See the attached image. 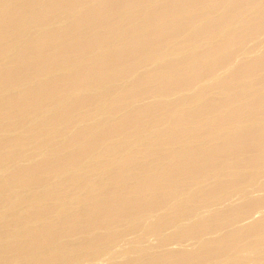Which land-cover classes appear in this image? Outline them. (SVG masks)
<instances>
[{
  "label": "rangeland",
  "instance_id": "1",
  "mask_svg": "<svg viewBox=\"0 0 264 264\" xmlns=\"http://www.w3.org/2000/svg\"><path fill=\"white\" fill-rule=\"evenodd\" d=\"M30 1L34 2L33 5H25V2L23 3L20 2L19 3L20 6L17 5L16 7H12L11 9L10 7L9 8L6 7L5 5L2 7L3 10H1L0 12V23H1L0 35L1 33L2 35H4L3 36L4 41L6 42L10 41V43L13 42L14 44V47L12 48L11 51L13 54L10 52L9 54L3 55L2 58H1L2 53L0 54V77L1 79L4 80L3 81L0 79V86L2 87L3 85L10 82V80H12L13 77H19V79H22L23 81V79L30 80L31 78H34V76L35 77L41 76V71L42 74L47 73L49 67L54 66L52 64V61L55 65L57 64L59 65L66 62L67 63L71 62L73 60V62H76L73 64L74 66L73 69L76 68L78 70L75 69L73 71L74 74L70 76L65 75V77L64 75L60 77L59 72L57 74V77L56 76L50 77L48 75L43 78L46 79V81L41 79L44 81L42 83L43 85L42 87L39 86L37 89L33 91L24 90L25 92L21 91L18 92L19 94L16 93L14 94V96L12 95L13 96L12 100L17 101L16 102L17 105L10 106L7 110V113L9 114L4 115L5 117H2L3 119L0 118L1 119L0 144L3 145L2 146L3 157H0V161L4 159L7 160L10 158H14L16 155H18L19 157L9 162L10 165L8 163H7L8 166L5 164L6 166L5 169L3 168V171L2 169H0V184H1L0 191L2 189L5 190L3 191L2 194H0L2 196V197L0 196L1 197L0 210L2 208L1 213H3L2 211L4 209H5L4 211H10V212L11 211L13 212L14 210L15 211L18 210L17 208L20 205L19 202H21L19 196L23 197L24 195H26L25 192L28 188L25 190V192L23 189H21V191L15 190V192H13V189H15L14 184H18L22 182L21 181L22 177H20L18 173L17 176L12 175L13 178H10L11 176L8 175L9 179L7 180L3 179L4 177L6 178V175L9 174L10 172L11 173H14V171L18 172L19 167L22 166L26 167L31 164H38L42 161H44L43 162L44 165H47L48 160L56 161L55 164H58L60 158L58 160V157L55 158V156L59 154H61L62 162L65 161V164H70L68 162L71 161L73 162V160L74 161L80 160L85 155L84 154L85 150L88 149L89 147L92 148V145L89 146V144H91L93 141H94L93 142L94 147H96L95 145L97 144L98 141L99 144H97V146L98 145L100 146L101 140L104 136H105L104 137L105 140L103 138L102 142L105 141V144H107L106 142H108L109 147L110 144H112L111 142L116 141L118 143L117 147L119 148L121 146V148L120 150L117 149L120 152L119 156H118V151L116 155H113L112 158L114 162H112V164L111 162L108 163L107 161L106 163H104L105 168L103 167L102 169H104L105 171L102 170L103 173L96 172L93 174V172L88 173L87 171L86 173L88 174L81 173L80 176L77 175L80 177V179L79 177L76 176L77 177L76 179L79 180L78 182L79 186H76L78 191L76 190L74 191L73 186H71L72 187L71 190H70L71 187L69 188V191L70 193H72L73 190L74 191L73 196L75 195L74 197L76 198V200L77 199L78 200L77 201L75 200L77 204L74 203L76 204L74 205L76 207H73L71 205L70 209H68L69 211L65 216L66 220L60 219L61 221H59L52 219L53 223H51V225L53 224V226L51 227V225H49V227H47L48 226L47 224L44 227V229H46L47 232L46 231H43L44 233L42 231L36 232L35 234H32L34 237H32V235H29L31 239H29L28 236L24 238L25 241L19 243H12V244L6 243L0 249V264H264V142H263V146L259 150L256 149L257 151L247 150V148L245 147L246 144L243 146L244 148L242 147L243 149L240 148L239 146V149L237 148V150H235L233 154L231 153L232 155H228L226 152L222 153L221 151V148L223 147V142L226 143L228 140L226 139L224 141L222 136L223 134H226L225 131L228 130L229 132V130L235 127L233 125L236 124L238 125L236 127H240V129L248 130V132H250L251 131L250 129L254 125L263 123L262 118L260 117V114L257 112V110L251 109L248 106L250 103L248 101L251 100L253 98L252 96H254V94L257 93H260V95L264 96V66H263L264 64L260 68L257 67V70L255 68L254 71H252L251 68L247 69L248 66L246 65H249V62L252 63L251 61L253 60L256 61V59L258 60L260 57L262 58V56H264V0H192L193 1V3L191 2L192 4L186 3L185 6H183V8L182 6L179 7L177 6V9H176V3L177 4L182 3V0H166L167 4L165 0H160V1L152 0V2L153 1L155 2V5L152 6L149 5V7L147 2H151V0H147V1L145 0H103V1L97 0L96 1L95 0L96 3L90 7L88 4L84 2V0H81L80 2L79 0H49V1L30 0ZM0 2L8 3L11 5L13 3V0H0ZM144 2L147 4L146 8H145L146 4ZM83 4L87 7L86 8L80 7ZM103 4L106 5V7L105 8L102 7V10L98 11L99 14L90 17ZM31 6H34L36 8L34 12L32 11L33 13L30 14L31 15L30 17V15L25 14L27 12V10L25 9L30 8ZM169 6L171 7L169 8ZM121 7H123V10H121L122 9ZM23 8L24 10H22ZM94 9L95 11L91 13L92 10ZM143 9H144V13L142 12ZM168 9H170L169 10L170 12L168 11ZM36 11L39 12L37 13ZM54 12L56 13L54 14ZM190 12H192L191 16H190ZM13 13L14 15H12ZM4 14L7 16L6 18ZM57 15L58 18H56V20H52L53 24L50 23L49 25H47L48 20H50V18L52 19L54 17H57ZM22 16L23 17L26 16L25 17L26 21L22 19ZM189 16L190 18H188ZM31 20L32 23L30 22ZM204 21L207 22V24ZM208 21H210V23H208ZM59 22L61 24L58 25ZM131 22H134L132 23L133 25L132 28L130 26ZM22 23L26 24L28 27H24L25 25H22ZM45 23L47 24L45 25ZM204 23L206 27H204V31H202L201 28H203L202 25ZM41 25L45 27H42ZM213 25H216L217 27L215 31L209 29L210 26L215 28V26ZM3 26L4 28L8 27L9 30L7 31V28L6 30H4ZM39 26L41 27L39 28ZM26 28L27 29L29 28L28 33L25 37L26 39L24 38L22 39L19 30L21 29L25 30ZM41 28L43 30L44 28H46L47 32L45 31L44 33ZM48 29L50 31H48ZM200 29L202 32L199 31ZM212 31L215 32L213 36L211 35L213 33ZM42 32L45 35L42 34ZM199 32L201 33V35ZM40 33L42 34L43 37L41 36ZM63 33H65V35ZM122 33L126 35L120 36L123 35ZM51 35L54 37H52ZM63 35L64 37H62ZM27 37L29 41H26ZM57 37L58 40L60 39L59 42L56 39ZM65 37H68L69 40ZM5 38H7L8 40ZM117 40H119L121 45H119L120 44L119 42H115ZM27 42L28 43L31 42L27 47L28 51L25 46ZM112 42L113 44H111ZM20 44L21 47H19ZM103 44L104 47L108 46L109 44L108 46L109 48L112 46L119 45V49H120V53L118 57L117 58L115 57L116 62H114L113 64L111 63V65H109L110 68L108 64L109 62H113L112 59H114L115 55L113 57H111L113 54L110 56L111 60L107 58V60L109 61L108 62L106 60L108 62L106 67L107 69L105 68L106 63L104 64L105 60L103 61V55L101 54L102 57L100 56V53L104 54L105 53L104 51L106 50L104 49L102 51L99 50V48H101ZM110 44L112 46H110ZM54 46L56 47V49L54 48ZM125 47L126 49L124 50L123 48ZM66 48L68 49V52ZM17 49L20 50L17 51ZM30 49L31 50L35 49V51L37 52L32 51L31 53ZM24 51L26 54L24 53ZM193 51L196 54H199V55H195L198 56L197 58L198 60L195 57L193 58L194 56V54H192L194 53ZM211 51L212 52L218 51V53L215 52L214 55L215 57L222 56L223 58L224 54L228 55L227 57L228 59L226 57L224 58V61L226 59L227 61L223 62L222 60V63H220L219 66H216V68L211 69L210 66H212L213 63L212 60L214 59L212 58L213 54H211ZM59 53H62V55L63 54L65 55L67 53L68 55L66 54V56H68V58H66V56L61 57L60 56L61 54ZM52 54H55L56 56ZM85 54L88 55L90 59V63L92 65L89 63L88 61L89 59H86L88 57ZM191 55H193L192 58H189ZM53 57L55 58L58 57V58L55 59ZM9 58L11 60L9 62L11 63L8 62ZM48 58L49 60H47ZM27 59L30 61H28ZM63 59H65V61ZM190 59H192L191 61H194V59H196L198 62H195L196 61L195 60L194 63L196 65L198 64L199 65L196 68H194L195 69L193 70L194 72L192 71V73L188 75V71H189L188 66L193 63L190 61ZM82 60H84L85 63L84 62L81 63ZM189 61L191 62V64H188L190 63ZM27 62L30 64H28ZM12 63L13 65H11ZM184 65L186 66V68ZM196 65H194V67ZM4 66H6L7 68ZM180 66L181 68H179ZM11 67L12 69H10ZM172 67L174 68V70L172 69ZM204 67L207 68V71L205 73L204 71L206 69ZM108 68L112 71V73H110L111 71ZM14 70L16 72H14ZM45 70L47 72H45ZM85 70L87 71L85 72ZM106 70L107 71L109 70L108 77H110V74L112 77L111 79L107 80V83L104 82L105 79L102 77L107 75L106 73L108 72ZM178 70L180 72H178ZM211 70L214 72H210ZM114 71L115 73H113ZM236 71H239V73H237ZM17 72H18V76L16 75ZM120 72L121 74L123 73L125 74L118 78L119 76L118 74ZM11 73H15L14 76H11L12 75ZM27 73L28 75L25 76V74ZM209 73H211L212 75ZM173 74L176 76H174ZM191 75L194 76L193 77L194 79L192 78ZM171 76L175 77L176 80ZM178 76L180 80H182L181 82L179 81V78H177ZM49 77L51 80L49 79ZM52 78L53 79L55 78L54 81ZM61 78H65V79L60 80ZM102 79H104V81H102ZM168 79L169 82L171 81V79H174L175 81L173 80L172 82L175 83V86L179 84L178 85L179 87L178 86L176 88L173 87L172 86L173 84L171 82L172 85L171 84L169 85L171 87V88L169 87L171 91L167 92L169 90ZM68 80L70 83L68 82ZM98 81L99 82L101 81L99 85L97 84ZM176 81H179L180 83L179 82L176 83ZM235 81H237V83ZM63 82L67 85H65ZM78 83L80 85H78ZM91 83L95 85V88L97 87L96 91L95 89L90 90V92L94 91L93 93L87 91L84 94V97L82 94L79 93H78L79 97L77 94L71 96L70 97L71 99L73 97L74 98L72 100L69 99L68 101L65 102L67 103L65 104L66 107L64 106V102L61 103V106L65 108L64 111L67 113L61 111L62 107L60 106V101L58 100L55 101L54 103L58 106L57 107L54 104L56 106V107L54 106L55 109L58 110V112L60 111L61 112L58 113L56 111L57 114L55 113L52 116L53 118L48 117V114L47 112L44 111V109H46L45 107H48V104H50L49 101L51 99L55 100L56 98L60 97V95L63 92L65 93L66 90L75 91L80 87L86 85H87L86 87L89 88V86H93L90 85ZM181 83L184 85L183 88H181L183 86ZM246 83L248 84V86ZM36 84L38 85V83ZM45 84L47 85V87ZM65 86L66 87L68 86L69 88L68 87L66 88ZM236 87L239 88L237 89ZM104 88L109 90L107 91L108 93L106 92L107 96L105 103L107 104V106L103 105L102 107L99 104L98 106L95 102L89 104L90 99L94 98L95 94H99L100 92H103ZM175 89L176 91H174ZM17 95L23 97L26 96L25 98V100H27L26 103L24 98ZM27 96H29V98ZM20 99L22 100L19 101ZM18 102L20 103L19 105ZM40 102L41 104H39ZM212 102L215 103L212 104ZM76 103L79 106L75 107V105H77ZM38 104L40 105V107ZM216 104L218 105L216 106ZM67 105L69 106V108L70 105L72 106L69 109ZM240 105L242 109L240 108ZM1 107L2 105H0V109ZM33 107L37 109H34ZM59 107L61 108L59 109ZM67 109L68 111L71 110L70 114L67 111ZM237 109L238 110L240 109V111H238V117H237L238 119L234 117L233 120V117H230V115L233 113V111ZM28 111L31 112L35 111V115H30V116L28 115L27 117H24L25 120H23V118L22 120L16 119L19 122L13 123L15 124V126L12 129H10L12 132L7 128H5V126L7 127L8 125L7 123L11 124V122L14 121L15 118L19 117V115L22 116L25 115ZM171 112L173 113L172 116H174L175 122L177 117L180 116L181 118H185L187 116L190 117V118L187 117V119L190 122L185 118L183 121L184 124L182 123L183 125L182 124L180 125L181 129L179 134L176 132L177 124L175 125L174 124L175 122L172 119L169 120ZM194 112H197L198 114L192 116ZM64 114H65L64 118L66 121L63 118ZM67 114H69V116ZM167 114H169V116ZM211 116L214 118H218L217 121L222 122V123L218 122L219 124H216L217 121L215 122V127L217 128L216 135L218 134L219 135L217 136L218 138H216V140L214 141L209 137L210 134H208V129H209L208 126H210V124H208L209 123L208 121H211L210 120L212 118ZM223 116H225L224 117L225 119L223 118ZM11 118L14 120H9ZM44 118H47L44 125L47 126L46 127L43 126L44 128L40 127L37 132L36 131L38 127L37 125L39 124L40 120H43ZM191 118H193V120H190ZM6 119H8V122L4 123L3 121ZM52 119L54 120L51 121ZM161 120L163 124L161 123ZM191 121L192 123L196 122L195 126L194 124H191ZM247 122L249 123L247 124ZM185 123H187V125ZM223 123L227 126L224 127ZM59 124L62 127H60ZM145 125L146 127H144ZM53 126L55 127L53 128L52 132L48 133V130ZM219 126H223V127L218 128ZM147 127L150 130H148ZM185 127L189 128L190 130L192 129L190 131V134L188 133L184 135V131L182 129H184ZM42 128L44 130H42ZM153 128L155 130H153ZM221 128H223L224 131H221L222 130ZM142 129H144V131H142ZM83 130L85 131L87 130V133L84 132V134L85 137L88 139V140L85 139L84 142L82 139L83 135L80 134L81 131ZM131 130L134 131L135 133H133ZM136 131L138 133H136ZM217 131L220 133H218ZM31 133H33L34 135H32ZM52 133H56V134H52ZM78 133L79 135L78 137H76ZM197 133H199L200 135L198 136ZM30 134L32 137L30 136ZM134 134H136V136ZM164 134L166 135L164 136ZM174 134H176L177 136ZM21 135L26 136L25 137L26 139L29 138L27 139L29 142H27L23 147L21 146L22 147L21 149L20 148L16 149V147H11V148L8 147L10 149L9 150L4 148V146L6 147V145L9 143L10 140L21 137ZM170 135L173 138H170L171 137ZM186 135H188V137ZM74 136L76 137V139L74 138ZM182 136H184L185 138ZM192 136L194 137L196 136V137L194 138ZM219 136H221L220 140H219ZM38 137L41 138L38 140ZM177 137L179 139L177 140L178 145L175 149L176 151L174 150L176 154L171 156L170 151H168V149H164L163 147L164 145L166 146L167 144H169L168 141L171 139L172 140L170 143H174V140L176 141ZM190 137H192V139ZM198 137H200V139H198ZM68 138L69 139L74 138L73 140H70L69 144H71V146L69 148H67L66 146H62L63 142ZM33 139H36V142ZM141 139L144 142L140 141ZM196 139L198 140L196 141ZM90 140L92 142H90ZM107 140H111V141H107ZM38 141L39 143H42L41 144L42 146L39 147L40 144L39 145L37 144ZM133 142L134 143L137 142L136 144L139 146H137ZM152 142L153 144H151ZM196 142H198L199 145ZM200 142L203 144H200ZM30 143H33V145ZM35 143L37 145H35ZM29 145H31L33 148ZM141 145L145 147L142 148ZM35 146L40 148L38 149L39 152L37 151ZM155 146H156V150L154 148ZM212 146L214 150V155L211 157V164L209 165V167L207 165L206 166L200 165V169H197V174H192L194 173V170L192 169L193 165L194 164L196 165V162H194V160H198L199 151H201V149L199 148L202 149L204 148L203 150H207V149L210 150ZM135 147H137V149ZM159 147H161L162 150ZM194 148L196 149L194 150ZM89 149L86 150V153L87 151H89ZM189 150L190 151L193 150L194 151L193 153L196 152L195 157L193 156L194 154L192 153V151L191 153H189L190 152ZM219 150L221 153H219ZM121 151L123 152L122 154ZM52 152L55 153L52 154ZM56 152H58V154ZM62 152L64 155L62 154ZM156 152H158L159 154ZM175 155L178 159L181 158L180 156L183 155V158H185L184 162H186V164L187 163L189 164L188 166H185L184 171L186 168H188L189 170L187 169L185 172H183L182 175L177 176L176 178L175 177L172 178L173 176V171H172V175L170 174L168 178L164 179L163 178L164 175L161 169L163 170V168H165V166L167 165L168 166L172 164L174 165L175 162L177 164L178 160L175 157ZM45 156L47 157L50 156L48 157L50 159H48ZM53 156L55 159L52 158ZM63 156H65L64 157L65 159L63 158ZM123 157H125V159ZM257 158H260L259 159L260 162H257L258 164L255 163L256 162L255 160H257ZM86 159L87 158L83 159V161L85 160L86 162H83L82 170L84 169V167H87V165L89 164V161H87ZM192 160L194 163L192 162ZM107 163L111 164L109 166L110 168L107 167L108 166ZM204 164H205V160H204ZM90 165L92 164H89L88 168L91 167ZM41 168L42 166L39 167V170L36 169L37 171L35 172L37 174L34 173L35 174L34 178L32 176L31 177L28 176L30 177L27 179L29 180L28 183L30 182L29 184L32 185L37 184L38 183L37 179H39L40 177L41 179H44L46 181L48 180V178H46L48 177V173H46L48 171V169L46 168L48 167H46L45 169L43 168L41 169ZM43 170H45L44 174H42ZM142 170L144 172H142ZM41 174L44 177H42ZM99 174H103L102 177H100ZM81 177L83 178V180L81 179ZM162 178L166 182L165 186L162 183L163 182ZM23 179L24 178H22V180ZM152 179L154 181H152ZM171 179L173 182L171 181ZM27 180L24 179L23 181L27 182ZM32 180L33 182L36 181L35 184L32 182ZM7 181L8 183L6 184ZM95 182L96 185L98 184L100 186V188L98 185L97 186L94 185ZM3 183H5L6 185ZM84 183L89 184L88 188H91L90 190L88 189L87 191L88 194L85 193L84 191H79L80 189H78L81 188V185ZM103 183H105L106 185H104ZM9 184H11V187ZM46 184H47L46 186H48V183ZM76 187H74V189H76ZM161 188L163 191L161 190ZM94 191L97 193H95ZM15 193L16 194L20 193V194L19 195L17 194L16 196ZM83 194L85 197L83 196ZM93 194L94 195L97 194L95 198H93ZM79 197L81 199H79ZM7 199L9 200L7 201ZM4 200H6L7 202ZM4 202L6 204H4ZM46 202H48V200ZM13 208L14 210H12ZM71 209L72 212L73 211L75 212V213L73 212L74 215L72 214ZM106 210H108V212ZM116 210H118V212ZM45 211L46 212H44V214L48 215L47 210ZM36 212L37 211L34 212V215H36ZM40 213L38 210L37 217L43 216V212L40 211ZM114 214H116L115 215L116 217H114ZM174 215L175 218L173 217ZM71 217H73V219H71ZM179 217L183 219H179ZM129 219H131L132 221ZM173 219H175L174 220L175 222H173ZM56 221L59 222L58 225L57 223H54ZM170 221H172L173 223ZM182 221L184 222V224ZM86 222L89 223L86 224ZM88 226L89 228H87ZM55 229L57 230L55 231ZM40 232H42L41 234L44 235L42 236ZM67 232H69L70 235ZM66 234H68L69 237ZM36 237H38V239H36ZM41 238H43V240L45 241H43ZM34 240L36 242H34ZM93 241H95V243H92ZM50 244L51 245L55 244V245L54 247L53 245L50 247ZM202 247H204V249ZM34 250L35 252L38 251L37 253H40V255H38V257L33 259L30 258L28 254L33 252ZM25 253L27 254L26 260L21 261V257H20L21 254L26 255Z\"/></svg>",
  "mask_w": 264,
  "mask_h": 264
},
{
  "label": "bare ground",
  "instance_id": "2",
  "mask_svg": "<svg viewBox=\"0 0 264 264\" xmlns=\"http://www.w3.org/2000/svg\"><path fill=\"white\" fill-rule=\"evenodd\" d=\"M36 1V0H35ZM49 1V0H48ZM97 1V0H96ZM96 1L95 0H84V2L86 3V4H88L89 5V7L90 6H92V5H94L95 3H96ZM103 1V0H102ZM145 1H147V0H145ZM156 1V0H155ZM160 1V0H159ZM166 1V0H165ZM183 1V0H182ZM190 1V0H189ZM3 2V1H2ZM8 2V1H7ZM17 2V3H16ZM23 3V2H25V5H33V3L34 2H32V1H30V0H13V3L10 5V4H8V3H1L0 2V12H1V10H3V6H5L6 5V7H10V9L12 8V7H16L17 5L18 6H20V4L19 3ZM42 2V1H41ZM191 2L193 3V1L191 0ZM196 2H198V1H196ZM51 3V2H50ZM108 3V2H107ZM126 3V2H125ZM145 3V2H144ZM143 3V4H144ZM148 3V7H149V5L150 6H152V5H155V2L153 1L152 2V0H151V2H147ZM153 3V4H152ZM161 3V2H160ZM192 3H190V4H192ZM46 4V3H45ZM146 4V3H145ZM166 4H167V1H166ZM7 5H9V6H7ZM23 5V4H22ZM21 5V6H22ZM24 5V6H25ZM44 5V4H43ZM175 5V4H174ZM174 5H173V7H174ZM35 6H36V4H35ZM73 6V5H72ZM141 6V5H140ZM146 6H147V4L145 5V8H146ZM23 7V6H22ZM39 7H41V6H39ZM80 7H87V6H85L84 4L83 5H81ZM102 7L103 8H105L106 7V5H101V7L97 10V11H95L94 13H95V15L96 14H99V12L98 11H101L102 10ZM143 7H144V5H143ZM148 7H147V9H148ZM171 6H169V8H170ZM7 8V9H8ZM21 8V7H20ZM27 8V7H26ZM35 8L36 7H34V6H31L30 8H27V9H25V10H27V12L25 13V14H28V15H30L31 13H33L34 12V10H35ZM45 8V7H44ZM46 8H48V7H46ZM122 9L121 10H123V7H121ZM142 8V7H141ZM6 9V8H5ZM18 9V8H17ZM88 9V8H87ZM9 10V9H8ZM22 10H24V8L22 9ZM37 10H39V9H37ZM42 10H43V8H42ZM63 10V9H62ZM82 10V9H81ZM150 10V9H149ZM155 10V9H154ZM170 9H168V11H169ZM175 10V9H174ZM17 11V10H16ZM19 11H20V9H19ZM33 11V12H32ZM60 11V10H59ZM85 11V10H84ZM147 11V10H146ZM145 11V12H146ZM230 11H232V10H230ZM230 11H229V13H230ZM14 12V11H13ZM37 12V11H36ZM39 12V11H38ZM37 12V13H38ZM64 12H65V10H64ZM96 12H98V13H96ZM130 12V11H129ZM143 13H144V9H143V11H142ZM170 12V11H169ZM3 13V12H2ZM8 13V12H7ZM56 12H54V14H55ZM82 13V12H81ZM84 13V12H83ZM191 13L192 12H190V16H191ZM24 14V15H25ZM57 14H58V12H57ZM5 15V14H4ZM8 15V14H7ZM12 15H14V13L12 14ZM32 15H34V14H32ZM52 15V14H51ZM56 16V15H55ZM190 16L188 17V18H190ZM192 16H195V15H192ZM7 16L5 15V18H6ZM25 17L26 16H22V19L23 20H25ZM30 17H31V15H30ZM50 17V16H49ZM52 17V16H51ZM61 17V16H60ZM142 17V16H141ZM4 18V17H3ZM4 18V19H5ZM17 18V17H16ZM21 18V17H20ZM33 18V17H32ZM56 18H58V15H57V17H54V18H50V20H48V24L47 23H45V25L47 24V25H49L50 23H52V20H56ZM138 18V17H137ZM144 18V17H143ZM19 19V18H18ZM192 19V18H191ZM47 20V19H46ZM58 20V19H57ZM70 20V19H69ZM132 20V19H131ZM143 20V19H142ZM216 20V19H215ZM20 21H22V20H20ZM26 21V20H25ZM37 21H40V20H37ZM81 21V20H80ZM212 21V20H211ZM219 21V20H218ZM19 22V21H18ZM31 23H32V20L30 21ZM34 22V21H33ZM46 22V21H45ZM205 22V21H204ZM214 22V21H213ZM223 22V21H222ZM24 23V22H23ZM22 23V25H25L24 27H28L26 24H23ZM41 23V22H40ZM68 23V22H67ZM132 23H134V22H131L130 24V26H131V28H132ZM143 23V22H142ZM156 23V22H155ZM206 24H207V22H205ZM205 23L203 24V25H205ZM208 23H210V21H208ZM215 23V22H214ZM214 23H212V24H214ZM1 24V23H0ZM12 24V23H11ZM38 24V23H37ZM53 24V23H52ZM59 24H61L60 22L58 23V25ZM64 24V23H63ZM82 24V23H81ZM211 24V25H212ZM3 25H4V23H3ZM5 25H7V24H5ZM13 25H14V23H13ZM19 25H20V23H19ZM144 25V24H143ZM202 25V27L203 28H201L202 29V31H204V27H206V25L205 26H203ZM216 25H217V23H216ZM216 25H213V26H215V28L214 27H212V26H210V30H214L215 31V29L217 28L216 27ZM2 26V25H1ZM12 26V25H11ZM42 27H45V26H43V25H41ZM41 26H39V28L41 27ZM127 26V25H126ZM167 26V25H166ZM222 26H223V24H222ZM15 27V26H14ZM19 27V26H18ZM29 27H30V25H29ZM47 27V26H46ZM51 27V26H50ZM79 27V26H78ZM152 27H153V25H152ZM258 27V26H257ZM7 28V31L9 30L8 29V27H6ZM6 28H4V26H3V29L4 30H6ZM9 28H11V27H9ZM48 28H49V26H48ZM55 28V27H54ZM58 28V27H57ZM122 28V27H121ZM124 28V27H123ZM207 28H208V25H207ZM213 28V29H212ZM224 28V27H223ZM15 29V28H14ZM29 29V28H28ZM28 29L26 28L25 30H23V29H21V30H19V32H20V35L22 36V39L24 38V39H26L25 37H26V35H27V33H28ZM42 29V28H41ZM130 29V28H129ZM140 29V28H139ZM150 29V28H149ZM201 29L199 30L200 32H202L201 31ZM221 29V28H220ZM219 29V30H220ZM254 29V28H253ZM17 30V29H16ZM52 30H53V28H52ZM57 30V29H56ZM61 30V29H60ZM67 30V29H66ZM75 30V29H74ZM131 30V29H130ZM208 30V29H207ZM206 30V31H207ZM218 30V31H219ZM257 30V29H256ZM15 31V30H14ZM42 31L45 33V31H46V28H44V30L42 29ZM48 31H50L49 29H48ZM96 31V30H95ZM118 31V30H117ZM121 31V30H120ZM209 31V30H208ZM10 32V31H9ZM17 32V31H16ZM42 32V34H44ZM47 32V31H46ZM54 32V31H53ZM58 32V31H57ZM84 32V31H83ZM94 32V31H93ZM115 32H116V30H115ZM131 32V31H130ZM199 32V33H200ZM213 32V31H212ZM217 32V31H216ZM6 33V32H5ZM49 33V32H48ZM52 33V32H51ZM127 33V32H126ZM196 33V32H195ZM198 33V34H199ZM214 33L215 32H213L211 35L213 36L214 35ZM12 34V33H11ZM18 34V33H17ZM31 34V33H30ZM41 34V33H40ZM42 34H41V36H42ZM56 34V33H55ZM59 34V33H58ZM64 35H65V33H63ZM112 34V33H111ZM119 34V33H118ZM123 34V33H122ZM144 34H145V32H144ZM217 34V33H216ZM10 35V34H9ZM45 35V34H44ZM61 35H62V33H61ZM64 35L62 36V37H64ZM124 35H126V34H123V35H120V36H124ZM200 35H201V33H200ZM4 35H2V33H1V35H0V54L2 53V56H1V58L3 57V55H6V54H9L11 51H12V48L14 47V44H13V42L12 43H10V41L9 42H6V41H4L3 40V37ZM6 36V35H5ZM14 36V35H13ZM20 36V37H21ZM52 36V35H51ZM67 36H68V34H67ZM77 36V35H76ZM129 36H130V33H129ZM195 36V35H194ZM197 36V35H196ZM43 37V36H42ZM49 37V36H48ZM52 37H54V36H52ZM72 37H73V35H72ZM104 37V36H103ZM140 37V36H139ZM10 38V37H9ZM60 38H61V36H60ZM65 38H67L68 39V37H65ZM82 38V37H81ZM129 38V37H128ZM199 38V37H198ZM232 38V37H231ZM5 39H7V38H5ZM36 39V38H35ZM45 39V38H44ZM54 39V38H53ZM57 40H58V37L56 38ZM8 40V39H7ZM21 40V39H20ZM41 40V39H40ZM60 40V39H59ZM59 40H58V42H59ZM69 40V39H68ZM194 40V39H193ZM26 41H29L28 40V37H27V40ZM52 41V40H51ZM103 41V40H102ZM107 41V40H106ZM105 41V42H106ZM225 41H226V39H225ZM34 42H35V40H34ZM36 42H37V40H36ZM47 42V41H46ZM53 42V41H52ZM51 42V43H52ZM115 42H119V40H117V41H115ZM193 42V41H192ZM198 42V41H197ZM25 43V42H24ZM28 43V42H27ZM26 43V49H27V47H28V45H29V43H31V42H29L28 44ZM45 43V42H44ZM48 43V42H47ZM50 43V42H49ZM60 43H61V41H60ZM60 43H59V45H60ZM65 43H67V42H65ZM104 43V42H103ZM120 43V42H119ZM221 43V42H220ZM15 44H16V42H15ZM19 44V43H18ZM37 44V43H36ZM39 44H40V42H39ZM57 44V43H56ZM71 44V43H70ZM105 44H107V43H105ZM111 44H113V42L111 43ZM110 44V46H112ZM118 44V43H117ZM35 45V44H34ZM45 45V44H44ZM44 45H43V47H44ZM47 45V44H46ZM53 45V44H52ZM68 45V44H67ZM101 45V44H100ZM114 45H115V43H114ZM119 45H121V43L119 44ZM119 45L117 46H112V47H108L109 46V44H108V46H106V47H104V44H103V46L101 47V48H99V50H106V51H104L105 53L103 54V53H100V56H101V54L103 55V61L105 60V62H104V64L106 63V66H105V68L107 67V64H108V60H107V58L108 59H110L111 60V57H113L114 55V59H112L113 60V62H109V64H108V66L109 65H111V63L113 64L114 62H116V60H115V57L117 58L118 57V55H119V53H120V49H119ZM17 46V45H16ZM24 46V47H25ZM40 46V45H39ZM49 46V45H48ZM189 46V45H188ZM19 47H21V44H20V46ZM23 47V48H24ZM33 47V46H32ZM31 47V48H32ZM37 47V46H36ZM69 47H70V45H69ZM72 47V46H71ZM88 47H90V46H88ZM87 47V48H88ZM99 47V46H98ZM39 48V47H38ZM54 48L56 49V47L54 46ZM58 48V47H57ZM62 48V47H61ZM48 49H49V47H48ZM52 49H53V46H52ZM65 49V48H64ZM67 49V48H66ZM94 49V48H93ZM124 50L126 49V47L125 48H123ZM14 50V49H13ZM18 50H20V49H17V51ZM44 50H45V48H44ZM87 50V49H86ZM109 50V51H108ZM214 50V49H213ZM27 51H28V49H27ZM30 51H31V53H32V51H35V49L34 50H31L30 49ZM43 51V50H42ZM52 51V50H51ZM57 51H58V49H57ZM62 51V50H61ZM82 51V50H81ZM35 52H37V51H35ZM34 52V53H35ZM48 52H49V50H48ZM54 52V51H53ZM60 52V51H59ZM67 52H68V49H67ZM93 52V51H92ZM109 52V53H108ZM114 52H115V54H114ZM174 52V51H173ZM194 52V51H193ZM208 52V51H207ZM215 52H217L218 53V51H211V54H213L212 55V58H214L212 61H213V63H212V66H210V68L212 69H214V68H216V66H219V64L220 63H222V60H223V62H225V61H227V57H228V55H226V54H224L223 56V58H222V56H214L215 55ZM12 53V52H11ZM18 53V52H17ZM24 53H25V51H24ZM30 53V52H29ZM64 53V52H63ZM87 53H88V51H87ZM91 53V52H90ZM94 53V52H93ZM161 53V52H160ZM199 53V52H198ZM13 54V53H12ZM26 54V53H25ZM24 54V55H25ZM41 54H42V52H41ZM47 54V53H46ZM45 54V55H46ZM59 54H61L60 56L62 57H64V56H66V54L64 55H62V53H59ZM92 54V53H91ZM113 54V55H112ZM137 54V53H136ZM192 54H194V56L193 55H191L189 58H192V56H193V58L195 57L196 59L198 58V56H195V55H199V54H196L195 52L194 53H192ZM23 55V56H24ZM30 55V54H29ZM52 55H55V54H52ZM68 55V54H67ZM85 55H87V54H85ZM88 55H89V53H88ZM88 55H87V57H88ZM112 55V56H111ZM145 55H146V53H145ZM207 55H208V53H207ZM226 55V56H225ZM11 56V55H10ZM9 56V57H10ZM19 56V55H18ZM17 56V57H18ZM21 56V55H20ZM34 56V55H33ZM47 56V55H46ZM51 56V55H50ZM56 56V55H55ZM71 56H72V54H71ZM74 56V55H73ZM80 56V55H79ZM111 56V57H110ZM158 56V55H157ZM6 57V56H5ZM38 57H39V55H38ZM41 57V56H40ZM52 57V56H51ZM77 57H78V55H77ZM82 57V56H81ZM80 57V58H81ZM84 57V56H83ZM86 57V56H85ZM93 57V56H92ZM102 57V56H101ZM110 57V58H109ZM161 57V56H160ZM227 58L225 61H224V58ZM21 58V57H20ZM26 58H28V57H26ZM53 58H55V57H53ZM56 58H58V57H56ZM55 58V59H56ZM66 58H68V56H66ZM69 58H70V56H69ZM74 58V57H73ZM146 58V57H145ZM157 58H159V57H157ZM189 58H188V60H189ZM202 58V57H201ZM261 58V57H260ZM256 59V61H251L252 63H250L249 62V65H246V66H248V68L247 69H249V68H251L252 69V71H254V69L256 68V70H257V67L258 68H260L263 64H264V56H262V58L261 59ZM15 59V58H14ZM24 59V58H23ZM84 59V58H83ZM86 59H89V57L88 58H86ZM98 59V58H97ZM100 59V58H99ZM196 59H194V61L196 60ZM6 60H7V58H6ZM28 60V59H27ZM47 60H49V58L47 59ZM52 60V59H51ZM61 60V59H60ZM64 61H65V59H63ZM68 60V59H67ZM76 60V59H75ZM85 60V59H84ZM84 60H82V62L81 63H83L84 62ZM102 60V59H101ZM108 62H107V61ZM192 59H190V61H191ZM198 60V59H197ZM195 61V62H198V61ZM9 61H11L10 60V58H9V60H8V62ZM28 61H30V60H28ZM71 61V60H70ZM77 61V60H76ZM89 61V63H90V59L88 60ZM94 61V60H93ZM96 61V60H95ZM100 61V60H99ZM145 61V60H144ZM189 61V62H190ZM194 61H191V62H193L194 63ZM210 61V60H209ZM13 62V61H12ZM47 62V61H46ZM59 62V61H58ZM62 62V61H61ZM151 62V61H150ZM188 62V61H187ZM191 62L190 63H188V64H191ZM203 62V61H202ZM9 63H11V62H9ZM24 63V62H23ZM28 63V62H27ZM33 63V62H32ZM48 63V62H47ZM74 63H76V62H73V60L71 61V62H66V63H62V64H57V65H55L54 63H53V61H52V64L54 65V66H52V67H49V69L46 71L45 70V72H47V73H43L42 74V71H41V76H37V77H35L34 76V78H31L30 80H24L23 79V81H22V79H19V77H13L12 78V80H10V82H8L7 84H5V85H3L2 87L0 86V105H2V107H1V109H0V118L1 119H3L2 117H5L4 115H6V114H9V113H7V110H8V108L10 107V106H16L17 105V101H15V100H12L13 98V96H14V94H16V93H18V92H21V91H24V90H30V91H33V90H35V89H37L39 86H43L42 85V83L44 82V81H46V79H43L44 77H46V76H50V77H52V76H56L57 77V74H58V72L60 73V77L62 76V75H64V77H65V75H68V76H70V75H72V74H74V70L76 69H73L74 68V66H73V64ZM80 63V62H79ZM85 63V62H84ZM88 63V62H87ZM191 64V65H189L188 66V68H189V71L188 70H186V71H188V75L190 74V73H192V71L193 70H195L194 68H196L198 65H196L195 63L194 64ZM205 63V62H204ZM204 63H202V64H204ZM211 63V62H210ZM215 63V64H214ZM17 64V63H16ZM28 64H30V63H28ZM39 64V63H38ZM43 64H44V62H43ZM91 64V63H90ZM206 64V63H205ZM251 64V65H250ZM5 65V64H4ZM9 65V64H8ZM7 65V66H8ZM11 65H13V63L11 64ZM21 65V64H20ZM42 65V64H41ZM76 65V64H75ZM79 65V64H78ZM89 65V64H88ZM92 65V64H91ZM165 65V64H164ZM194 65H196L195 67H194ZM3 66V65H2ZM10 66V65H9ZM26 66H28V65H26ZM49 66V65H48ZM73 66V67H72ZM81 66V65H80ZM94 66V65H93ZM179 66V65H178ZM182 66V65H181ZM181 66L179 67V68H181ZM185 66V65H184ZM208 66V65H207ZM264 66V65H263ZM4 67H6V66H4ZM13 67V66H12ZM12 67L10 68V69H12ZM21 67H23V66H21ZM20 67V68H21ZM30 67V66H29ZM78 67V66H77ZM129 67V66H128ZM206 67V66H205ZM204 67V68H205ZM7 68V67H6ZM5 68V69H6ZM45 68H46V66H45ZM81 68V67H80ZM89 68V67H88ZM87 68V69H88ZM109 68H110V66H109ZM108 68V69H109ZM171 68V67H170ZM184 68V67H183ZM185 68H186V66H185ZM204 68H203V70H204ZM263 68V67H262ZM15 69V68H14ZM23 69V68H22ZM51 69H52V71H51ZM86 69V68H85ZM107 69V68H106ZM172 69L174 70V68L172 67ZM176 69V68H175ZM206 70L204 71V73L207 71V68H205ZM250 69V70H251ZM8 70H9V67H8ZM7 70V71H8ZM44 70V69H43ZM76 70H78V69H76ZM110 70V69H109ZM109 70L107 71L108 73H106L107 75H105V73H104V75L105 76H102L104 79H105V81H104V79H102V81H104V82H106L107 83V80H109V79H111L112 77H111V74H110V77H108V74H109ZM114 70V69H113ZM117 70V69H116ZM115 70V71H116ZM169 70H171V69H169ZM181 70V69H180ZM6 71V70H5ZM18 71V70H17ZM19 71H21V70H19ZM23 71V70H22ZM87 70H85V72H86ZM111 71V70H110ZM115 71L113 72V73H115ZM176 71V70H175ZM174 71V72H175ZM248 71V70H247ZM11 72V71H10ZM14 72H16L15 70H14ZM30 72V71H29ZM76 72V71H75ZM83 72V71H82ZM82 72H80V73H82ZM164 72V71H163ZM173 72V71H172ZM177 72V71H176ZM178 72H180L179 70H178ZM194 72V71H193ZM210 72H214V71H210ZM237 73H239V71H236ZM257 72V71H256ZM79 73V74H80ZM110 73H112V71L110 72ZM232 73V72H231ZM254 73V72H253ZM258 73V72H257ZM260 73V72H259ZM6 74V73H5ZM10 74V73H9ZM12 75L11 76H14V74L15 73H11ZM47 74V75H46ZM77 74V73H76ZM117 74V73H116ZM125 73H123V74H121V72L118 74L119 76H118V78L120 77V76H123ZM175 74V73H174ZM173 74V75H174ZM177 74V73H176ZM179 74V73H178ZM209 74H211V73H209ZM261 74V73H260ZM2 75H3V73H2ZM17 76H18V72H17V74H16ZM20 75H21V73H20ZM26 75H28V73L27 74H25V76ZM39 75H40V73H39ZM195 75V74H194ZM197 75V74H196ZM207 75V74H206ZM212 75V74H211ZM232 75V74H231ZM254 75V74H253ZM6 76V75H5ZM7 76H9V75H7ZM81 76V75H80ZM174 76H176V75H174ZM192 76V75H191ZM190 76V77H191ZM24 77V76H23ZM50 77H49V79H50ZM76 77H78V76H76ZM170 77V76H169ZM168 77V78H169ZM172 77V76H171ZM194 76H192V78H193ZM197 77V76H196ZM206 77V76H205ZM229 77H231V76H229ZM233 77V76H232ZM59 78V77H58ZM72 78V77H71ZM80 78V77H79ZM172 78H174L175 80H176V78L175 77H172ZM177 78H179V76L177 77ZM228 78V77H227ZM0 79H1V77H0ZM4 79H6V78H4ZM28 79V78H27ZM41 79H43V80H41ZM53 79V78H52ZM55 79V78H54ZM54 79H53V81H54ZM62 79H65V78H61L60 80H62ZM66 79H67V77H66ZM98 79V78H97ZM164 79V78H163ZM174 79H171V81L169 82V79H168V82H169V84H168V88L170 87L169 85L171 84V82L174 80ZM194 79V78H193ZM1 80H3V79H1ZM8 80V79H7ZM51 80V79H50ZM70 80V79H69ZM69 80H68V82H69ZM81 80V79H80ZM79 80V81H80ZM100 80H101V77H100ZM114 80H115V77H114ZM174 80V81H175ZM238 80V79H237ZM248 80V79H247ZM4 81V80H3ZM76 81V80H75ZM153 81V80H152ZM158 81V80H157ZM179 81L181 82L182 80H180V78H179ZM179 81H176V83H178ZM240 81V80H239ZM48 82V81H47ZM59 82V81H58ZM66 82V81H65ZM77 82V81H76ZM101 82V81H100ZM99 81H98V85H99V83H100ZM179 82V83H180ZM236 83H237V81H235ZM243 82V81H242ZM36 83H38V85L36 84ZM50 83V82H49ZM52 83V82H51ZM64 83V82H63ZM67 83V82H66ZM70 83V82H69ZM75 83V82H74ZM83 83V82H82ZM88 83V82H87ZM153 83V82H152ZM2 84H3V82H2ZM56 84V83H55ZM65 84V83H64ZM95 84V83H94ZM173 84V85H172ZM172 86L173 87H177L179 84H177L176 86H175V83H173L172 82ZM182 84V83H181ZM180 84V85H181ZM187 84V83H186ZM186 84H185V86H186ZM241 84V83H240ZM247 84V83H246ZM46 85V84H45ZM60 85H62V84H60ZM65 85H67V84H65ZM78 85H80L79 83H78ZM90 85H93L92 83L90 84ZM98 85H96V86H98ZM183 85V84H182ZM233 85V84H232ZM245 85V84H244ZM257 85V84H256ZM49 86V85H48ZM64 86V85H63ZM75 86V85H74ZM82 86V85H81ZM87 86V85H86ZM86 86H83V87H80L79 89H77V90H75V91H71V90H69V91H67L66 90V92L64 93H62L61 95H60V97H58V98H56L55 100H48L49 102H50V104H48V107H45L46 109H44V111L45 112H47V114H48V117L50 118V117H52L55 113L57 114V112H58V110H56L55 109V107L57 106L54 102L55 101H60V106H61V103H63L64 102V106L66 107V105L65 104H67V103H65L66 101H68L69 99H71L70 97L71 96H74L75 94H77L78 95V93L79 94H82L83 95V97H84V94L87 92V91H89L90 92V90H92V89H95V91H96V89H97V87L95 88V85H93V86H89V88L88 87H86ZM105 86V85H104ZM220 86V85H219ZM236 86V85H235ZM241 86V85H240ZM247 86H248V84H247ZM46 87H47V85H46ZM66 87V86H65ZM68 87V86H67ZM66 87V88H67ZM98 87H100V86H98ZM173 87H172V89H173ZM179 87V86H178ZM184 87V85L181 87V88H183ZM243 87V86H242ZM249 87H251V86H249ZM69 88V87H68ZM167 88V89H168ZM171 88V87H170ZM169 88V90L167 91V92H170L171 91V89ZM231 88V87H230ZM237 88V87H236ZM239 88V87H238ZM237 88V89H238ZM245 88V87H244ZM244 88H242V89H244ZM248 88V87H247ZM45 89V88H44ZM74 89V88H73ZM130 89V88H129ZM40 90H41V88H40ZM49 90V89H48ZM99 90V89H98ZM101 90V89H100ZM131 90V89H130ZM203 90V89H202ZM44 91V90H43ZM57 91V90H56ZM62 91V90H61ZM107 91H109V90H107V89H103V92H98L99 94H95V97L94 98H92V99H90V102H89V104L90 103H92V102H95L97 105L99 104V105H101L102 107H103V105L104 106H107V104L105 103L106 102V92ZM174 91H176V89L174 90ZM240 91H241V89H240ZM25 92V91H24ZM23 92V93H24ZM92 92V91H91ZM90 92V93H91ZM94 92V91H93ZM92 92V93H93ZM96 92V93H97ZM108 93V92H107ZM215 93V92H214ZM243 93V92H242ZM19 94V93H18ZM22 94V93H21ZM30 94V93H29ZM54 94V93H53ZM129 94V93H128ZM226 94V93H225ZM13 95V96H12ZM48 95V94H47ZM94 95V94H93ZM92 95V96H93ZM109 95V94H108ZM251 95V94H250ZM17 96H20V95H17ZM36 96V95H35ZM35 96H34V98H35ZM44 96V95H43ZM98 96V97H97ZM133 96V95H132ZM20 97H22V98H24V100H25V98H26V96L25 97H23V96H20ZM28 98H29V96H27ZM46 97V96H45ZM55 97V96H54ZM54 97H53V99H54ZM78 97H79V95H78ZM130 97V96H129ZM200 97V96H199ZM243 97V96H242ZM253 98L251 99V100H249L248 102H250L249 103V107L251 108V109H254V110H257V112L260 114V117L262 118V121H263V123H261V124H256V125H252L253 127L250 129L251 131L250 132H248V130H242V129H240V127H236V126H238V125H233V126H235V127H233L231 130H229V132H228V130L227 131H225V133L226 134H223V139H224V141L226 140V139H228L227 140V142L225 143V142H223V147L221 148V151H222V153H224V152H226L228 155H232L233 153H234V151L235 150H237V148L239 149V146H240V148H242L245 144V147L247 148V150H253V151H257V150H259L262 146H263V142H264V96H262V95H260V93H257V94H254V96H252ZM15 98V97H14ZM19 98V97H18ZM40 98V97H39ZM74 98V97H73ZM72 98V99H73ZM71 99V100H72ZM83 99V98H82ZM86 99V98H85ZM97 99V100H96ZM199 99V98H198ZM239 99V98H238ZM22 99H20L19 101H21ZM23 100V101H24ZM32 100V99H31ZM34 100H36V99H34ZM84 100V99H83ZM221 100V99H220ZM229 100V99H228ZM244 100V99H243ZM245 100H247V99H245ZM26 101L27 100H25V103H26ZM74 101V100H73ZM72 101V102H73ZM85 101V100H84ZM193 101V100H192ZM238 101V100H237ZM48 102V103H49ZM70 102V101H69ZM218 102V101H217ZM245 102V101H244ZM247 102V101H246ZM34 103V102H33ZM43 103V102H42ZM75 103V102H74ZM208 103V102H207ZM215 102H212V104H214ZM240 103V102H239ZM20 103L18 102V105H19ZM29 104V103H28ZM39 104H41V102L39 103ZM38 104V105H39ZM56 106H55V105ZM77 104V103H76ZM185 104V103H184ZM203 104V103H202ZM245 104V103H244ZM248 104V103H247ZM247 104H246V106H247ZM21 105H23V104H21ZM27 105V104H26ZM31 105V104H30ZM81 105V104H80ZM87 105V104H86ZM98 105V106H99ZM218 104H216V106H217ZM33 106V105H32ZM55 106V107H54ZM71 106L72 105H70V108H71ZM76 106H79L78 104L77 105H75V107ZM185 106V105H184ZM220 106V105H219ZM29 107V106H28ZM31 107V106H30ZM39 107H40V105H39ZM42 107H43V105H42ZM58 107V106H57ZM62 107V108H61ZM61 107H59V109L61 108V111H64L65 110V108L63 107V106H61ZM67 107L69 108V106L67 105ZM74 107V106H73ZM81 107V106H80ZM235 107V106H234ZM34 108V107H33ZM69 108V109H70ZM205 108V107H204ZM240 108L242 109V107H241V105H240ZM247 108V107H246ZM31 109V108H30ZM34 109H37V108H34ZM41 109H43V108H41ZM41 109H39V110H41ZM58 109V108H57ZM77 109V108H76ZM218 109V108H217ZM244 109H245V107H244ZM22 110V109H21ZM29 110V109H28ZM74 110V109H73ZM16 111V110H15ZM38 111V110H37ZM57 111V112H56ZM60 111V112H61ZM67 111H68V109H67ZM71 111V110H70ZM70 111H68L69 112V114H70ZM238 111H240V109L238 110H235V111H233V113L230 115V117H233V120H234V117L236 118V119H238L237 117H238ZM9 112V111H8ZM11 112V111H10ZM40 112V111H39ZM60 112H58V113H60ZM65 112V111H64ZM173 112V111H172ZM170 113V119L169 120H175V118H174V116H172L173 115V113ZM221 112V111H220ZM223 112V111H222ZM251 112H252V110H251ZM13 113V112H12ZM65 113H67V112H65ZM204 113V112H203ZM37 114V113H36ZM69 114H67L68 116H69ZM196 114H198L197 112H194V114L192 115V116H194V115H196ZM229 114V113H228ZM255 114V113H254ZM18 115V114H17ZM30 116V115H35V111H33V112H31V111H28L25 115H19V117H17V118H15V120L16 119H18V120H22V118H23V120H25L24 119V117H27V116ZM61 115V114H60ZM116 115V114H115ZM168 116H169V114H167ZM203 115V114H202ZM245 115V114H244ZM40 116V115H39ZM62 116V115H61ZM64 116H65V114L63 115V118H64ZM162 116V115H161ZM165 116V115H164ZM172 116V117H171ZM198 116V115H197ZM196 116V117H197ZM226 116V115H225ZM225 116H223V118L225 117ZM243 116V115H242ZM16 117V116H15ZM41 117V116H40ZM188 117V116H187ZM187 117H185L186 118V120H188L187 119ZM199 117V116H198ZM212 117V116H211ZM7 118H8V115H7ZM42 118V117H41ZM53 118V117H52ZM69 118V117H68ZM165 118V117H164ZM174 118V119H173ZM185 118H181V116L180 117H177V119H176V122L174 123L175 125L177 124V129H176V127H175V129L177 130L176 132L179 134L180 133V129H181V127H180V125L183 123L184 124V119ZM188 118H190V117H188ZM222 118V117H221ZM227 118V117H226ZM244 118H245V116H244ZM1 119H0V121H1ZM46 119L47 118H44L43 120H40V122H39V124L37 125L38 127H37V129H36V131L38 132V130H39V128L40 127H43L44 125H45V121H46ZM70 119V118H69ZM183 119V120H182ZM194 119H196V118H194ZM206 119V118H205ZM207 119H209V118H207ZM217 119L218 118H214V117H212L210 120L211 121H208L209 123L208 124H210V126H208L209 127V129H208V134H210V138L211 139H213V141L214 140H216V138H218L217 136L219 135H216V127H215V122L217 121ZM225 119V118H224ZM228 119V118H227ZM7 120V121H6ZM6 120H4L3 122L5 123V122H8V119H6ZM9 120H14V119H9ZM10 121L11 122V124H9V123H7L6 125H7V127L5 126V128H7L8 130H10V129H12L14 126H15V124H13V123H15V122H19L18 120H16V121ZM54 119H52L51 121H53ZM60 120H61V118H60ZM63 120V119H62ZM64 120H65V118H64ZM134 120V119H133ZM166 120V119H165ZM190 120H193V118H191ZM204 120V119H203ZM50 121V120H49ZM66 121V120H65ZM64 121V122H65ZM112 121V120H111ZM139 121V120H138ZM156 121V120H155ZM189 121V120H188ZM220 121H222V120H220ZM253 121V120H252ZM261 121V122H262ZM38 122V121H37ZM62 122V121H61ZM157 122V121H156ZM167 122V121H166ZM169 122V121H168ZM172 122V121H171ZM190 122V121H189ZM201 122V121H200ZM211 122V123H210ZM219 121H217V123L216 124H219V123H222V122H219ZM236 122V121H235ZM234 122V123H235ZM16 123V124H17ZM25 123V122H24ZM31 123V122H30ZM60 123V122H59ZM66 123V122H65ZM64 123V124H65ZM121 123V122H120ZM140 123V122H139ZM161 123H162V120H161ZM165 123V122H164ZM188 123V122H187ZM187 123H185L186 125H187ZM196 123V122H195ZM195 123H192V121H191V124H194V126H195ZM206 123H207V121H206ZM228 123H230V122H228ZM233 123V124H234ZM243 123V122H242ZM249 122H247V124H248ZM254 123V122H253ZM1 124V123H0ZM20 124V123H19ZM35 124V123H34ZM135 124V123H134ZM148 124V123H147ZM152 124H153V122H152ZM159 124V123H158ZM163 124V123H162ZM182 124V125H183ZM208 124H206V125H208ZM251 124V123H250ZM22 125V124H21ZM48 125H49V123H48ZM60 125V124H59ZM112 125H113V123H112ZM137 125V124H136ZM165 125V124H164ZM47 126V125H46ZM46 126H44V127H46ZM56 126V125H55ZM55 126H53V127H51L49 130H48V133L49 132H52V130H53V128L55 127ZM65 126V125H64ZM138 126V125H137ZM141 126V125H140ZM143 126V125H142ZM174 126V125H173ZM193 126V125H192ZM223 126L224 127H226L227 125H225L224 123H223ZM223 126H219L218 128H220V127H223ZM19 127V126H18ZM43 127V128H44ZM60 127H62L61 125H60ZM68 127V126H67ZM113 127V126H112ZM136 127V126H135ZM144 127H146V125L144 126ZM149 127V126H148ZM147 127V129L148 130H150L149 128ZM158 127V126H157ZM168 127V126H167ZM191 127V126H190ZM231 127V126H230ZM16 128V127H15ZM42 128V130H44ZM151 128V127H150ZM48 129V128H47ZM46 129V130H47ZM107 129H110V128H107ZM112 129V128H111ZM222 130L221 131H224L223 130V128H221ZM227 129H228V127H227ZM237 129V132H235V130ZM7 130V131H8ZM14 130V129H13ZM17 130V129H16ZM41 130V131H42ZM45 130V131H46ZM137 130V129H136ZM153 130H155L154 128H153ZM152 130V131H153ZM183 131H184V135L185 134H190V131L192 130H190L189 128H184V129H182ZM194 130V129H193ZM225 130H226V128H225ZM11 131V130H10ZM35 131V132H36ZM40 131V132H41ZM104 131V130H103ZM111 131V130H110ZM114 131V130H113ZM112 131V132H113ZM118 131V130H117ZM132 131V130H131ZM139 131V130H138ZM140 131H141V129H140ZM142 131H144V129H142ZM169 131V130H168ZM172 131V130H171ZM195 131H197V130H195ZM211 131V132H210ZM247 131V132H246ZM5 132V131H4ZM12 132V131H11ZM44 132V131H43ZM84 132H86L87 133V130L85 131V130H83V131H81V133L80 134H82L83 135V137H82V139H83V142L85 141V139H87L86 137H85V134H84ZM129 132V131H128ZM133 133H135L134 131H132ZM156 132H157V130H156ZM159 132H160V130H159ZM175 132V131H174ZM218 132V131H217ZM10 133V132H9ZM8 133V134H9ZM34 133V132H33ZM33 133H31L32 135H34ZM102 133V132H101ZM109 133V132H108ZM136 133H138L137 131H136ZM144 133V132H143ZM143 133H142V135H143ZM149 133V132H148ZM218 133H220V132H218ZM224 133V132H223ZM7 134V135H8ZM31 134H30V136H31ZM43 134V133H42ZM52 134H56V133H52ZM57 134H59V133H57ZM64 134V133H63ZM121 134H122V132H121ZM152 134V133H151ZM192 134H194V133H192ZM198 134V136L200 135L199 133H197ZM6 135V136H7ZM28 135H29V133H28ZM28 135H27V137H28ZM37 135V134H36ZM78 135H79V133L76 135V137H78ZM99 135V134H98ZM105 135V134H104ZM135 136H136V134H134ZM138 135V134H137ZM150 135V134H149ZM153 135V134H152ZM166 134H164V136H165ZM174 135H176V134H174ZM183 135V134H182ZM206 135V134H205ZM221 135V134H220ZM227 135V136H226ZM39 136V135H38ZM48 136H50V135H48ZM54 136V135H53ZM95 136V135H94ZM161 136H163V135H161ZM171 136V135H170ZM177 136V135H176ZM187 137H188V135H186ZM26 136H22L21 135V137H18V138H16V139H13V140H10L9 141V143L6 145V147L4 146V148H6V149H9L8 147H16V149H21L27 142H29L27 139H29V138H25ZM32 137V136H31ZM34 137V136H33ZM76 137L74 136V138L76 139ZM81 137V136H80ZM105 137V136H104ZM103 137V138H104ZM116 137V136H115ZM152 137V136H151ZM159 137V136H158ZM179 137V136H178ZM178 137H177V139H176V141L174 140V143H170L171 142V140H167L168 142H169V144H167L166 146L164 145V149H168V151H170V154H171V156L172 155H174V154H176V147H177V145H178V141L177 140H179L178 139ZM182 137H184V136H182ZM181 137V138H182ZM192 137H194V136H192ZM192 137H190L191 139H192ZM196 137V136H195ZM194 137V138H195ZM220 137L221 136H219V140H220ZM1 138V137H0ZM10 138V137H9ZM15 138V137H14ZM41 138V137H40ZM39 137H38V140L40 139ZM43 138H45V137H43ZM47 138V137H46ZM73 138V139H74ZM94 138V137H93ZM92 138V139H93ZM96 138V137H95ZM103 138H102V140H103ZM153 138V137H152ZM160 138V137H159ZM170 138H173L172 136L170 137ZM175 138V137H174ZM181 138H180V140H181ZM185 138V137H184ZM3 139V138H2ZM36 139H37V137H36ZM36 139H33V140H35V142H36ZM53 139V138H52ZM69 139V138H68ZM65 140L64 142H63V140H62V142H63V144H62V146H66L67 148H69L70 146H71V144H69V142H70V140H73V139H69V140ZM81 139V140H82ZM97 139H98V137H97ZM100 139V138H99ZM113 139V138H112ZM163 139V138H162ZM162 139H160V140H162ZM165 139V138H164ZM190 139V140H191ZM198 139H200V137H198ZM198 139H196V141L198 140ZM222 139V140H223ZM8 140V139H7ZM31 140V139H30ZM43 140V139H42ZM57 140H59V139H57ZM56 140V141H57ZM88 140V139H87ZM102 140H101V143H100V146L98 145L97 146V144H99L98 142H97V144L95 145L96 147H94V141L92 142L91 140H90V142H92L91 144H89V146H91L92 145V148H88L89 149V151H87V153H86V150H88V149H86L85 150V155L80 159V160H78V161H74L73 160V162L71 161V162H68V163H70V164H65V161H61V154H59V155H57V156H55V158L56 157H58V160H59V158H60V161H59V163L58 164H55V162L56 161H50V160H48V164L47 165H44V161H42V162H40V163H38V164H31V165H28V166H22V167H19V171L18 172H15L14 170V173H9V174H7L6 175V178L4 177L3 179H5V180H7V179H9L8 178V175L9 176H11L10 178H13L12 177V175L14 176V175H16L17 176V173L20 175V177H22V178H24V179H28V178H30L31 176L34 178L35 177V174L34 173H36L35 171H37L36 169H38L39 170V167L40 166H42V168L43 169H45L46 167H48V168H46V169H48V171L46 172V173H48V177H46V178H48V180L46 181V180H44V179H41V177L39 178V179H41V180H39V179H37L38 180V183L37 184H35V182H33V180H32V182L35 184V185H32V184H29L28 183V181L29 180H27V182H24L23 180H22V178H21V181L22 182H20V183H18V184H14V187H15V189H13V192H15V190L16 191H21V189H23L24 190V192H25V190L27 189V190H29V191H27L26 190V195H24L23 197L21 196H19V199L21 200V202H19L20 203V205L18 206V210H14V208L12 209V210H14L15 211V213H14V211L11 213L10 211H2L3 213H1V210H2V208H1V210H0V227H2V228H0V249H1V247H3L6 243H19V242H22V241H25L24 240V238H26V237H28L29 235H32V234H35L36 232H39V231H46L47 232V230L46 229H44V227L48 224V226L47 227H49V225H51V223H53L52 221V219H54V220H59V221H61L60 219H65V216H66V214H67V212L69 211L68 209H70V207H71V205L73 206V207H76V206H74V205H76L77 204V200H76V198L73 196V192L76 190V191H78L77 190V187L76 186H79V180L78 179H76L77 177H79L80 176V174L82 173V174H85L87 171H88V173H92L93 172V174L94 173H96V172H100V173H103V171L102 170H104V169H102L103 167L105 168V166H104V163H106V161L109 163V162H111V164H112V162H114L113 161V155H116L117 154V149H119L120 150V148H121V146L118 148L117 147V142L115 141V142H111L112 144H110V147H109V144H108V142H106L107 144H108V146H107V144H105V141H103L102 142ZM104 140H105V138H104ZM154 140V139H153ZM188 140V139H187ZM189 140V141H190ZM76 141V140H75ZM107 141H111V140H107ZM133 141V140H132ZM140 141H143L142 139L140 140ZM151 141H152V139H151ZM189 141H188V143H189ZM200 141V140H199ZM198 141V142H199ZM201 141H202V139H201ZM208 141V140H207ZM3 142H4V140H3ZM6 142V141H5ZM34 142V141H33ZM44 142V141H43ZM46 142V141H45ZM80 142V141H79ZM130 142V141H129ZM139 142V141H138ZM144 142V141H143ZM155 142V141H154ZM156 142H159V141H156ZM161 142V141H160ZM164 142V141H163ZM195 142V141H194ZM194 142H193V145H194ZM198 142H196L197 144H198ZM75 143V142H74ZM115 145H114V144ZM127 143V142H126ZM132 143V142H131ZM134 143V142H133ZM137 143V142H136ZM136 143H134V144H136ZM191 143H192V141H191ZM190 143V144H191ZM30 144H32L33 145V143H30ZM38 145H39V147L40 146H42L41 144L42 143H39V141H38V143H37ZM36 143H35V145H37ZM73 144V143H72ZM76 144V143H75ZM81 144V143H80ZM120 144V143H119ZM130 144V143H129ZM145 144V143H144ZM151 144H153V142L151 143ZM154 144H156V143H154ZM161 144V143H160ZM181 144V143H180ZM196 144V145H197ZM200 144H203V143H201L200 142ZM128 145V144H127ZM137 145V144H136ZM159 145V144H158ZM163 145V144H162ZM199 145V144H198ZM3 145L2 144H0V157H3L2 155V147ZM22 146V147H21ZM29 146H31V145H29ZM46 146V145H45ZM87 146V145H86ZM107 146V147H106ZM134 146V145H133ZM137 146H139V145H137ZM142 146V148L143 147H145V146H143V145H141ZM161 146V145H160ZM202 146V145H201ZM32 147V146H31ZM36 147V149H37V151L39 152V150L38 149H40V148H38L37 146H35ZM73 147V146H72ZM78 147H80V146H78ZM150 147H151V145H150ZM182 147V146H181ZM180 147V148H181ZM185 147V146H184ZM199 147V146H198ZM33 148V147H32ZM55 148H57V147H55ZM63 148H65V147H63ZM136 149H137V147H135ZM141 148V147H140ZM147 148V147H146ZM155 148V150H156V146L154 147ZM158 148V147H157ZM159 148H161V147H159ZM187 148H189V147H187ZM244 148V147H243ZM242 148V149H243ZM12 149H14V148H12ZM35 149V148H34ZM43 149H44V147H43ZM133 149V148H132ZM163 149V150H164ZM196 148H194V150H195ZM199 149H201V151H199V158H198V160H194V162H196V165L194 164L193 165V170H194V173H192V174H197V169H200V165L202 166H208L209 167V165L211 164V157L214 155V150H213V146H212V148L210 149V150H203L202 148H199ZM198 149V150H199ZM205 149H206V147H205ZM257 149V150H256ZM4 150V149H3ZM10 150V149H9ZM47 150V149H46ZM60 150V149H59ZM151 150V149H150ZM159 150V149H158ZM157 150V151H158ZM161 150H162V148H161ZM175 150V151H174ZM181 150V149H180ZM6 151V150H5ZM8 151V150H7ZM21 151V150H20ZM57 151H58V149H57ZM61 151H62V149H61ZM61 151H59V152H61ZM65 151V150H64ZM135 151V150H134ZM167 151V150H166ZM187 151H188V149H187ZM190 151V150H189ZM192 151V153L194 152L193 150H191ZM191 151L189 152V153H191ZM197 151V150H196ZM204 151V152H203ZM246 151V150H245ZM153 152V151H152ZM179 152V151H178ZM41 153V152H40ZM44 153V152H43ZM55 153V152H54ZM53 152H52V154H54ZM57 154H58V152H56ZM75 153V152H74ZM119 151H118V156H119ZM123 152L121 151V154H122ZM156 153H158V152H156ZM167 153V152H166ZM196 153V152H195ZM219 153H221L220 152V150H219ZM232 153V154H231ZM10 154H12V153H10ZM9 154V155H10ZM45 154V153H44ZM62 154H63V152H62ZM70 154V153H69ZM71 154H73V153H71ZM88 154V155H87ZM150 154V153H149ZM159 154V153H158ZM216 154H218V153H216ZM23 155V154H22ZM48 155V154H47ZM64 155V154H63ZM125 155V154H124ZM131 155V154H130ZM156 155V154H155ZM181 155V154H180ZM15 156V155H14ZM66 156V155H65ZM65 156H63V158L65 157ZM82 156V155H81ZM80 156V157H81ZM127 156V155H126ZM164 156V155H163ZM171 156H169V157H171ZM17 157H19L18 155H16L14 158H10V159H4V160H2V161H0V169H2V171H3V168L5 169V166L7 165L8 166V164H9V162H11V161H13V160H15V159H17ZM45 157H47V156H45ZM48 157H50V156H48ZM47 157V158H48ZM70 157H71V155H70ZM157 157V156H156ZM175 157H176V155H175ZM175 157H173V158H175ZM179 157V156H178ZM181 158H177V160H178V163L176 164V162H175V164L172 166V165H170V166H165V168H163V170L161 169V171H162V173H163V178L164 179H166V178H168L169 177V175L171 174L172 175V171H173V176L176 178L177 176H180V175H182L183 174V172H185L188 168H186L185 169V171H184V168H185V166H188L189 164L187 163L186 165H184V163H186V162H184V159L185 158H183V155L182 156H180ZM53 159H55L54 158V156L52 157ZM67 158V157H66ZM85 158H87L86 160L87 161H89V164H92V165H90L91 167L90 168H88L89 167V164L87 165V167H84V169L82 170V165H83V162H86L85 160L83 161V159H85ZM119 158V157H118ZM124 159H125V157H123ZM48 159H50V158H48ZM65 159V158H64ZM111 159H112V161H111ZM162 159V158H161ZM259 159L260 158H257V160H255L254 162L255 163H257V162H260L259 161ZM30 160V159H29ZM44 160V159H43ZM70 160V159H69ZM204 160H205V164H204ZM20 161V160H19ZM46 161H47V159H46ZM105 161V162H104ZM117 161H119V160H117ZM116 161V162H117ZM122 161V160H121ZM202 161V162H201ZM96 162V163H95ZM98 162H99V164H98ZM101 162V163H100ZM171 162H173V161H171ZM192 162H193V160H192ZM193 162V163H194ZM8 163V164H7ZM19 163V162H18ZM43 163V164H42ZM107 163V164H108ZM124 163V162H123ZM192 163V164H193ZM254 163V164H255ZM6 164V165H5ZM29 164H30V162H29ZM102 164V165H101ZM111 164H108V166L107 167H109ZM118 164V163H117ZM164 164V163H163ZM258 164V163H257ZM10 165V164H9ZM19 165V164H18ZM141 165V164H140ZM176 165V166H175ZM236 165V164H235ZM54 166V167H53ZM174 166H175V168H174ZM121 167V166H120ZM173 167V168H172ZM41 168V169H42ZM110 168V167H109ZM10 169V168H9ZM15 169H16V167H15ZM18 169V168H17ZM141 169H144V168H141ZM140 169V170H141ZM156 170H157V168H156ZM155 170V171H156ZM189 170V169H188ZM6 171V170H5ZM17 171V170H16ZM44 171L45 170H43V173L42 174H44ZM90 171V172H89ZM102 171V172H101ZM105 171V170H104ZM113 171V170H112ZM154 171V172H155ZM159 171V170H158ZM41 172V171H40ZM39 172V173H40ZM107 172V171H106ZM134 172V171H133ZM132 172V173H133ZM142 172H144L143 170H142ZM223 172V171H222ZM88 173H86V174H88ZM161 173V174H162ZM37 174V173H36ZM41 174V175H42ZM98 174V173H97ZM123 174V173H122ZM128 174V173H127ZM136 174V173H135ZM18 175V176H19ZM38 175H40V174H38ZM77 175H79V176H77ZM100 175V177H102V175L103 174H99ZM129 175V174H128ZM147 175V174H146ZM157 175V174H156ZM200 175H202V174H200ZM28 176H30V177H28ZM47 176V175H46ZM77 176V177H76ZM89 176H91V175H89ZM115 176V175H114ZM141 176V175H140ZM42 177H44L43 175H42ZM74 177V178H73ZM99 177V178H100ZM126 177V176H125ZM149 177V176H148ZM15 178H17V177H15ZM19 178V177H18ZM32 178V179H33ZM87 178V177H86ZM115 178V177H114ZM158 178V177H157ZM161 178V177H160ZM162 178V179H163ZM2 179V180H3ZM79 179H80V177H79ZM81 179L83 180V178L81 177ZM125 179V178H124ZM134 179V178H133ZM151 179V178H150ZM150 179H149V181H150ZM163 179V184H164V186H165V184H166V182H165V180ZM4 180V181H5ZM20 180V179H19ZM81 180V181H82ZM89 180H91V179H89ZM140 180V179H139ZM147 180V179H146ZM15 181V180H14ZM17 181H18V179H17ZM99 181V180H98ZM120 181V180H119ZM148 181V182H149ZM152 181H154L153 179H152ZM167 181V180H166ZM171 181H172V179H171ZM147 182V181H146ZM168 182V181H167ZM173 182V181H172ZM171 182V183H172ZM8 183V181L6 182V184ZM46 183H48V186H46L47 184ZM88 183V182H87ZM91 183H93V182H91ZM90 183V184H91ZM136 183V182H135ZM161 183V184H162ZM170 183V184H171ZM3 184H5V183H3ZM5 184V185H6ZM101 184V183H100ZM104 185H106L105 183H103ZM1 185V184H0ZM10 185V187H11V184H9ZM94 185H96V182L94 183ZM98 185V184H97ZM96 185V186H97ZM71 186H73V190H72V193H70V191H69V188L71 187ZM88 186H89V184H86V183H84V184H82L81 185V188H78V189H80L79 191H84L85 193H87V191H88V189L90 190L91 188H88ZM99 186V185H98ZM121 186V185H120ZM123 186V185H122ZM134 186V185H133ZM163 186V187H164ZM168 186V185H167ZM220 186V185H219ZM3 187V186H2ZM10 187H8V188H10ZM13 187V188H14ZM74 187H76V189H74ZM91 187V186H90ZM92 187H95V186H92ZM104 187H106V186H104ZM114 187V186H113ZM6 188V187H5ZM99 188H100V186H99ZM72 189V187L70 188V190ZM7 190V189H6ZM9 190V189H8ZM11 190V189H10ZM22 190V191H23ZM94 190V189H93ZM96 190H97V187H96ZM101 190V189H100ZM104 190V189H103ZM161 190H162V188H161ZM3 191H5L4 189H2L1 191H0V194H2L3 193ZM98 191H99V189H98ZM105 191V190H104ZM160 191V190H159ZM163 191V190H162ZM28 192V193H27ZM95 192V191H94ZM93 192V193H94ZM123 192H125V191H123ZM151 192V191H150ZM90 193V192H89ZM95 193H97V192H95ZM6 194V193H5ZM16 194V193H15ZM14 194V195H15ZM18 194V193H17ZM17 194H16V196H17ZM20 194V193H19ZM18 194V195H19ZM71 194V195H70ZM75 194V193H74ZM88 194V193H87ZM119 194V193H118ZM122 194H124V193H122ZM162 194H163V192H162ZM173 194V193H172ZM97 195V194H96ZM96 195H94L93 194V198H95L96 197ZM98 195H99V193H98ZM127 195V194H126ZM1 196V195H0ZM78 196V195H77ZM83 196H84V194H83ZM83 196H81V197H83ZM91 196H92V194H91ZM111 196V195H110ZM121 196V195H120ZM131 196V195H130ZM2 197V196H1ZM0 197V198H1ZM85 197V196H84ZM108 197V196H107ZM117 197V196H116ZM163 197V196H162ZM109 198V197H108ZM144 198V197H143ZM19 199H18V201H19ZM79 199H81L80 197H79ZM117 199V198H116ZM115 199V200H116ZM163 199V198H162ZM161 199V200H162ZM9 199H7V201H8ZM48 200V202H46ZM76 200V201H75ZM90 200V199H89ZM97 200V199H96ZM144 200V199H143ZM165 200V199H164ZM4 201H6V200H4ZM6 201V202H7ZM83 201H84V199H83ZM87 201H88V199H87ZM105 201V200H104ZM123 201H124V199H123ZM110 202V201H109ZM163 202V201H162ZM258 202V201H257ZM18 203V202H17ZM74 203H76V204H74ZM84 203V202H83ZM115 203V202H114ZM118 203H119V201H118ZM126 203V202H125ZM4 204H6L5 202H4ZM3 204V205H4ZM8 204V203H7ZM87 204V203H86ZM85 204V205H86ZM90 204V203H89ZM112 204V203H111ZM124 206V205H123ZM138 206V205H137ZM212 206V205H211ZM217 206V205H216ZM226 206V205H225ZM14 207V206H13ZM209 207V206H208ZM208 207H207V209H208ZM4 208V207H3ZM12 208V207H11ZM48 208V209H47ZM113 208V207H112ZM135 208V207H134ZM142 208V207H141ZM72 209H75V208H72ZM72 209H71V212H72ZM108 209V208H107ZM210 209V208H209ZM230 209V208H229ZM228 209V210H229ZM10 210V209H9ZM38 210H39V213H40V211H42L43 212V216L42 217H37V212H38ZM45 210H47V214L48 215H46V214H44V212H46ZM77 210V209H76ZM104 210V209H103ZM35 211H37L36 212V215H34V212ZM78 211V210H77ZM107 212H108V210H106ZM117 212H118V210H116ZM115 211V212H116ZM50 212V213H49ZM70 212V213H71ZM74 212V211H73ZM73 212H72V214H73ZM138 212H140V211H138ZM191 212V211H190ZM213 212V211H212ZM75 213V212H74ZM11 214H12V216H11ZM41 214V213H40ZM128 214V213H127ZM177 214V213H176ZM193 214V213H192ZM39 215V214H38ZM74 215V214H73ZM116 214H114V217H116L115 216ZM121 215V214H120ZM132 215V214H131ZM181 215H182V213H181ZM41 216V215H40ZM110 216V215H109ZM118 216V215H117ZM124 216V215H123ZM137 216H138V214H137ZM141 216V215H140ZM187 216V215H186ZM69 217H70V215H69ZM81 217V216H80ZM83 217V216H82ZM174 218H175V215L173 216ZM183 217H184V215H183ZM67 218H68V215H67ZM109 218V217H108ZM133 218V217H132ZM135 218H136V216H135ZM190 218V217H189ZM71 219H73V217H71ZM87 219V218H86ZM89 219V218H88ZM114 219V218H113ZM112 219V220H113ZM128 219V218H127ZM179 219H183V218H180L179 217ZM179 219H178V221H179ZM66 220V219H65ZM129 220H131V219H129ZM171 220V219H170ZM175 219H173V222H175L174 221ZM177 220V219H176ZM192 220V219H191ZM63 221V220H62ZM82 221V220H81ZM87 221H89V220H87ZM110 221V220H109ZM132 221V220H131ZM181 221V220H180ZM66 222H68V221H66ZM128 222H130V221H128ZM170 222H172V221H170ZM172 222V223H173ZM183 222V221H182ZM54 223H57V225H58V221H56V222H54ZM61 223V222H60ZM87 223H89V222H86V224ZM117 223V222H116ZM62 224V223H61ZM67 224V223H66ZM71 224V223H70ZM84 224V223H83ZM114 224V223H113ZM180 224H182V223H180ZM183 224H184V222H183ZM80 225H82V224H80ZM37 226V227H36ZM53 226V224L51 225V227ZM55 226V225H54ZM60 226V225H59ZM58 226V227H59ZM66 226V225H65ZM68 226H70V225H68ZM85 226V225H84ZM179 226V225H178ZM197 226V225H196ZM72 227V226H71ZM102 227H104V226H102ZM111 227V226H110ZM181 227V226H180ZM57 228V227H56ZM70 228V227H69ZM68 228V229H69ZM73 228V227H72ZM79 228V227H78ZM87 228H89V226L87 227ZM106 228V227H105ZM160 228V227H159ZM48 229V228H47ZM80 229V228H79ZM97 229V228H96ZM101 229H103V228H101ZM57 229H55V231H56ZM62 230V229H61ZM86 230V229H85ZM92 230H93V228H92ZM98 231V230H97ZM42 232H40V234L42 233ZM84 232V231H83ZM91 232V231H90ZM90 232H88V233H90ZM94 232V231H93ZM96 232V231H95ZM44 233V232H43ZM64 233H65V231H64ZM68 234H69V232H67ZM77 233V232H76ZM98 233V232H97ZM39 234V233H38ZM52 234V233H51ZM68 234H66V235H68ZM72 234H75V233H72ZM42 235V234H41ZM44 235V234H43ZM42 235V236H43ZM48 235V234H47ZM70 235V234H69ZM69 235H68V237H69ZM77 235V234H76ZM75 235V236H76ZM63 236V235H62ZM72 236V235H71ZM88 236V235H87ZM86 236V237H87ZM32 237H34L33 235H32ZM38 237H40V236H38ZM38 237H36V239H38ZM54 237V236H53ZM58 237V236H57ZM29 239H31L30 238V236H29ZM35 239V240H36ZM42 240H43V238H41ZM45 239V238H44ZM71 239H73V238H71ZM34 240V242H36ZM47 240V239H46ZM56 240V239H55ZM54 240V241H55ZM32 241V240H31ZM41 241V240H40ZM43 241H45V240H43ZM63 241V240H62ZM89 241H91V240H89ZM207 241V240H206ZM27 242V241H26ZM30 242V241H29ZM52 242H53V240H52ZM51 242V243H52ZM57 242H59V241H57ZM64 242H65V240H64ZM86 242V241H85ZM205 242V241H204ZM67 243V242H66ZM92 243H95V241H93ZM217 243V242H216ZM56 244H58V243H56ZM60 244H62V243H60ZM53 245V244H52ZM51 244H50V247L52 246ZM55 245V244H54ZM54 245H53V247H54ZM64 246V245H63ZM49 247V246H48ZM52 247V248H53ZM60 247H62V246H60ZM203 249H204V247H202ZM51 249V248H50ZM49 249V250H50ZM201 249V248H200ZM39 251H41V250H39ZM54 251V250H53ZM38 252V251H37ZM37 252H35V250L33 251V252H31V253H29L28 254V256L30 257V258H36V257H38V255H40V253H37ZM26 254V253H25ZM21 261H25L26 260V257H27V254L26 255H24V254H21ZM19 260H20V258H19Z\"/></svg>",
  "mask_w": 264,
  "mask_h": 264
},
{
  "label": "water",
  "instance_id": "3",
  "mask_svg": "<svg viewBox=\"0 0 264 264\" xmlns=\"http://www.w3.org/2000/svg\"><path fill=\"white\" fill-rule=\"evenodd\" d=\"M81 0H79V2H80ZM186 3H188V4H190L191 3V0L189 1V0H183L182 1V3H180V4H177L176 3V9H177V6L179 7V6H182V8H183V6H185V4ZM183 10V9H182ZM93 11H95V9L94 10H92V12L91 13H93ZM90 13V14H91ZM175 14V13H174ZM95 15V13L93 14V15H91L90 17H93ZM75 52V51H74ZM167 81V80H166ZM235 132H237V129L235 130ZM194 155V157H195V153H193ZM184 165H186V163H184ZM174 176H172V178H173Z\"/></svg>",
  "mask_w": 264,
  "mask_h": 264
}]
</instances>
